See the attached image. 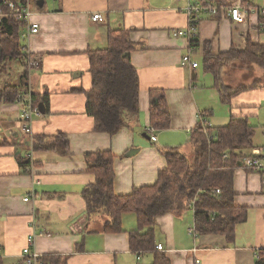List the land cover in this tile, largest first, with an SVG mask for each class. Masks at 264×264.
Masks as SVG:
<instances>
[{
  "label": "crops",
  "instance_id": "1",
  "mask_svg": "<svg viewBox=\"0 0 264 264\" xmlns=\"http://www.w3.org/2000/svg\"><path fill=\"white\" fill-rule=\"evenodd\" d=\"M8 2L10 0H0ZM21 2L22 0H13ZM227 6L252 10L248 21L238 25L224 12L203 15L196 69L182 65L190 50L184 37L174 36L188 27L186 2L175 0H30L32 21L39 33L27 40L21 31L23 49L40 59L27 83L37 95L42 114L33 120L32 137L53 142L63 134L69 142L67 154L34 149L21 123V103L4 98L8 87L22 88L25 60L0 63V260L23 264L26 247L40 257H59V264H152L154 254L134 252L130 233L138 230L133 213L123 216L120 233H105L108 214H86L84 189L95 182L88 173L86 155L113 153L118 196L135 188L153 186L168 167L163 152H184L194 146L192 133L203 121L210 127L228 125L243 117L255 128V148L264 146V72L254 65L230 60L224 83L236 94L230 104L222 101L215 76L204 62L212 56L244 51L249 43L264 45V18L258 11L264 0H219ZM101 14L102 22L92 20ZM131 31L134 50L131 63L140 83V113L127 115V125L110 136L95 130L86 112L87 93L92 88L90 51L108 48L111 31ZM10 77H8V76ZM252 79L245 84L244 81ZM163 91L171 114V126L156 131L157 141L147 133L150 126L151 91ZM23 91V92H24ZM48 96V104L42 102ZM202 118V119H201ZM181 152V153H182ZM249 152V151H248ZM246 152V153H248ZM29 157L33 169L26 171L20 160ZM40 181L39 183H37ZM235 206L246 210V218L229 241L220 234H194V211L185 209L157 220L155 243L171 264H256L264 250V195L258 173L237 169L234 175ZM30 198L29 201H25ZM51 234L52 237H46ZM34 235V241L30 237ZM141 257L139 260L138 257ZM200 261V263H197Z\"/></svg>",
  "mask_w": 264,
  "mask_h": 264
},
{
  "label": "trees",
  "instance_id": "2",
  "mask_svg": "<svg viewBox=\"0 0 264 264\" xmlns=\"http://www.w3.org/2000/svg\"><path fill=\"white\" fill-rule=\"evenodd\" d=\"M204 1L227 6L219 0ZM0 9L7 12V2L0 1ZM23 28L24 24L14 17L0 22V63L7 59L25 60V49L20 43ZM130 33L129 30L111 31L107 49L89 52L92 88L86 94V112L94 118L95 130L110 136L127 125V115L138 116L140 113V83L130 60L134 50ZM232 59L264 70V45L249 43L244 51L232 50L221 56H212L209 51L206 53L204 62L207 69L215 76L222 101L228 104L236 94L247 89L230 91L224 83V70ZM26 73L22 88L11 86L5 90L7 102L16 103L17 97L26 90ZM150 97V126L155 131L169 129L172 118L163 91L153 90ZM33 101L39 107L41 101L35 94ZM42 102L47 105L48 96H44ZM230 121L223 127H208L206 132L200 125L191 137L194 146L192 161L177 149L163 152L168 167L160 172L157 183L135 188L126 196H118L114 192L113 153L98 151L87 154L88 173L95 176V182L82 194L87 216L108 214L110 220L105 223L103 231L120 233L123 231V216L135 214L138 230L130 233V247L137 253L154 254L152 264H171L166 255L156 249L154 239L158 218L169 213L192 209L197 235L220 234L232 241L237 225L246 218V210L234 204V175L240 169L244 154L255 148L256 134L249 120L234 116ZM34 149L67 154L69 142L63 134L55 137L53 142L34 138ZM30 162L27 158L20 160L24 170ZM60 260L57 256L46 255L40 257L38 264H59ZM0 264H3L1 260ZM256 264H264V250L258 252Z\"/></svg>",
  "mask_w": 264,
  "mask_h": 264
},
{
  "label": "built area",
  "instance_id": "3",
  "mask_svg": "<svg viewBox=\"0 0 264 264\" xmlns=\"http://www.w3.org/2000/svg\"><path fill=\"white\" fill-rule=\"evenodd\" d=\"M175 1H184L186 2L185 13L188 16V27L185 30H180L174 34V36L184 37L190 43V50L188 54L183 57L182 65L189 69L198 68L199 64L193 60V53L198 48L199 42V26L202 20L203 15H212L216 16L218 13H222L225 11L227 17L230 21L238 25H244L248 21V18L252 12V10L248 8H243L239 5L234 6H224V5H216L212 3H207L204 0H175ZM8 11H4L0 9V22H3L4 18L14 17L17 21L23 23L25 25V32L23 33V38L26 40L31 36L39 33V25L32 21V9L30 0H22L21 2H15L10 0L7 2ZM259 14L264 18V8L258 11ZM94 22H102L104 20L101 14H95L92 18ZM25 69H26V77L27 82L29 81L31 73L40 67V59L37 56L31 54L25 48ZM33 92L28 87L27 91H24L17 97L16 102L21 103L23 108L20 116V121L22 123V128L24 132L30 136V143H34V138L32 137V124L34 118L40 116L42 113L40 108L34 104L33 101ZM202 119V118H201ZM204 127V132L207 131V128L210 127L209 124L205 121L201 123ZM147 133L151 136V140L156 142L157 137L155 135V129L151 126L147 128ZM29 159L30 165L26 168V171L33 169V162ZM240 169L245 171H252L258 173L260 177H262V191L264 195V146L261 148H253L249 150L248 153L244 154L242 158V164ZM38 181L37 183H39ZM216 193H220V190H216ZM30 198H26L25 201H29ZM190 233L197 236V232L195 228L190 229ZM46 237L51 238V234H47ZM35 236L32 235L30 237V242L34 241ZM156 249L158 251H163L164 248L161 245H157ZM24 261L23 264H38L40 256L37 252L33 251L31 247H26L23 250ZM140 260L141 257L139 256ZM200 263V261H197Z\"/></svg>",
  "mask_w": 264,
  "mask_h": 264
},
{
  "label": "rangeland",
  "instance_id": "4",
  "mask_svg": "<svg viewBox=\"0 0 264 264\" xmlns=\"http://www.w3.org/2000/svg\"><path fill=\"white\" fill-rule=\"evenodd\" d=\"M260 72L262 71V73L264 72V70L262 69V70H259ZM8 76V75H7ZM8 77H10V76H8ZM252 81V79H247V81H244L243 83H245V84H247V83H249V82H251ZM191 148V147H190ZM190 148H188V150H186V151H184V152H182V154L183 155H185L189 160H191L192 161V155H193V152L191 151V149Z\"/></svg>",
  "mask_w": 264,
  "mask_h": 264
},
{
  "label": "water",
  "instance_id": "5",
  "mask_svg": "<svg viewBox=\"0 0 264 264\" xmlns=\"http://www.w3.org/2000/svg\"><path fill=\"white\" fill-rule=\"evenodd\" d=\"M40 108V107H39ZM40 111H41V113H42V109L40 108Z\"/></svg>",
  "mask_w": 264,
  "mask_h": 264
}]
</instances>
